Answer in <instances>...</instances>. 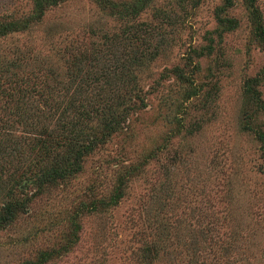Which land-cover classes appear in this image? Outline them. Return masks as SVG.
<instances>
[{
	"label": "rangeland",
	"instance_id": "374dc122",
	"mask_svg": "<svg viewBox=\"0 0 264 264\" xmlns=\"http://www.w3.org/2000/svg\"><path fill=\"white\" fill-rule=\"evenodd\" d=\"M180 1L154 0L155 7L140 18L157 22L158 8L175 12L181 21L166 26V44L159 45L163 52L157 60L134 74L142 89L150 91L166 71L183 67L191 50L206 47L212 38L214 52L194 59L197 96L176 110L191 86L170 77L150 95L127 135L113 138L87 160L67 198L57 195L43 205L67 206L93 188L95 195H107L122 167L146 162L121 203L85 217L78 243L50 264H146L142 256L148 247L157 248L154 264H264V155L242 122L250 95L247 81L264 76V51L251 42V24L241 1L229 12L237 28L220 42L214 15L223 0H200L197 6ZM257 2L264 21V0ZM32 8L33 0H0V17L28 14ZM121 25L90 0H69L47 12L42 23L0 40V66L26 54L14 72L38 74L42 80L57 77L67 85L71 73L66 49L82 41L88 45L90 39L84 36L90 35V27L99 32L91 41L101 45L102 35L118 33ZM259 89L264 98V82ZM257 122L264 128V115ZM161 143L167 149L149 162V154ZM160 213L164 218L159 219ZM161 224L162 241L156 231ZM48 238L33 223L0 233V264H21L38 249L61 242Z\"/></svg>",
	"mask_w": 264,
	"mask_h": 264
},
{
	"label": "trees",
	"instance_id": "16d2710c",
	"mask_svg": "<svg viewBox=\"0 0 264 264\" xmlns=\"http://www.w3.org/2000/svg\"><path fill=\"white\" fill-rule=\"evenodd\" d=\"M90 1L122 25L112 36L104 33L101 45L91 41L99 32L90 27V35L84 36L90 39L88 45L82 41L66 49L65 64L67 72L71 73L67 85L57 77L42 80L38 74L21 76L14 72V67H20L26 54L0 66V233L33 223L49 240L61 239L50 248L38 249L32 259L21 264H50L60 259L80 240L85 217L106 213L121 203L145 161V164L130 163L122 167L107 195L97 196L94 188L87 189L67 206L54 205L52 210L43 207L54 196L62 194L63 199L67 198L68 190L84 173L87 160L113 138L127 135L133 118L147 108L150 95L170 77L191 86L186 98L176 103V110L197 96L192 79L197 65L194 59L211 55L216 47L211 38L206 47L193 48L183 67L166 71L152 89L145 92L134 72L146 69L162 54L163 47L159 45L166 44L163 40L166 26L179 24L180 15L157 8L154 11L157 22H143L140 18L153 8L154 0ZM187 1L197 6L200 0H181L180 3ZM238 1L249 17L251 42L264 51V21L257 0H223L214 15L219 42L238 26V21L229 15ZM67 2L69 0H33L28 14L2 15L0 40L42 23L47 12ZM181 6L186 11V7ZM263 82L264 76L247 81L250 95L244 103L242 122H246L245 130L252 132L261 144L264 155V128L257 122L264 115V98L259 89ZM161 145L149 154V162L167 149V144ZM158 201L160 203V197ZM162 215L160 213L159 219ZM162 228L161 224V228L156 229L161 241L165 235ZM154 255L157 256V248L148 247L142 257L146 264H154L157 259Z\"/></svg>",
	"mask_w": 264,
	"mask_h": 264
}]
</instances>
